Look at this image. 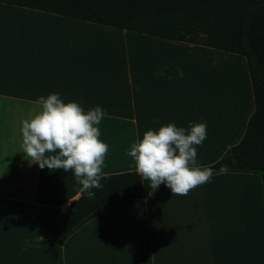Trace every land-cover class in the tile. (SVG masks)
Wrapping results in <instances>:
<instances>
[{
  "label": "crops",
  "instance_id": "0c3cea01",
  "mask_svg": "<svg viewBox=\"0 0 264 264\" xmlns=\"http://www.w3.org/2000/svg\"><path fill=\"white\" fill-rule=\"evenodd\" d=\"M51 93L106 110L103 176L136 172L126 150L169 123L206 122L197 160L211 165L240 141L253 111L240 55L0 3V264H50L45 249L24 244L82 187L22 148V121ZM56 264H264L260 178L214 175L186 196L161 184L72 232Z\"/></svg>",
  "mask_w": 264,
  "mask_h": 264
},
{
  "label": "trees",
  "instance_id": "16d2710c",
  "mask_svg": "<svg viewBox=\"0 0 264 264\" xmlns=\"http://www.w3.org/2000/svg\"><path fill=\"white\" fill-rule=\"evenodd\" d=\"M0 3L47 12L171 41L200 45L244 58L253 100L240 141L212 166L228 173L260 178L264 203V0H0ZM94 196L79 192L38 240L24 245L48 252L56 264L62 242L96 215L127 200L143 198L151 188L136 172L105 175ZM141 194L124 195L131 188Z\"/></svg>",
  "mask_w": 264,
  "mask_h": 264
},
{
  "label": "clouds",
  "instance_id": "9594fccd",
  "mask_svg": "<svg viewBox=\"0 0 264 264\" xmlns=\"http://www.w3.org/2000/svg\"><path fill=\"white\" fill-rule=\"evenodd\" d=\"M37 103L42 110L22 121L24 154L40 169L71 171L82 186L81 192L93 197L92 190L102 188V168L109 150L99 139L98 127L106 110L97 105L85 112L75 101L63 102L59 93L41 96ZM206 136V122L190 121L188 128L169 123L157 130L149 129L142 139L137 136L126 155L152 191L164 184L173 195L186 196L195 187L210 182L214 175L229 171L228 165H221L217 171L198 162L197 147Z\"/></svg>",
  "mask_w": 264,
  "mask_h": 264
},
{
  "label": "water",
  "instance_id": "95a60500",
  "mask_svg": "<svg viewBox=\"0 0 264 264\" xmlns=\"http://www.w3.org/2000/svg\"><path fill=\"white\" fill-rule=\"evenodd\" d=\"M142 188L138 187V188H131L128 189L124 195H136V194H141L142 193Z\"/></svg>",
  "mask_w": 264,
  "mask_h": 264
},
{
  "label": "built area",
  "instance_id": "2783aa9c",
  "mask_svg": "<svg viewBox=\"0 0 264 264\" xmlns=\"http://www.w3.org/2000/svg\"><path fill=\"white\" fill-rule=\"evenodd\" d=\"M71 202L72 201H66L64 204H63V206H62V208H61V212L62 213H64L66 210H68L69 208H70V206H71Z\"/></svg>",
  "mask_w": 264,
  "mask_h": 264
}]
</instances>
